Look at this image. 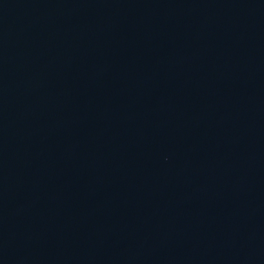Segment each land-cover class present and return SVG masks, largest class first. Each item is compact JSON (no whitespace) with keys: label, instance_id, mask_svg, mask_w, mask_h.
I'll list each match as a JSON object with an SVG mask.
<instances>
[{"label":"water","instance_id":"95a60500","mask_svg":"<svg viewBox=\"0 0 264 264\" xmlns=\"http://www.w3.org/2000/svg\"><path fill=\"white\" fill-rule=\"evenodd\" d=\"M0 264H264V0H0Z\"/></svg>","mask_w":264,"mask_h":264}]
</instances>
